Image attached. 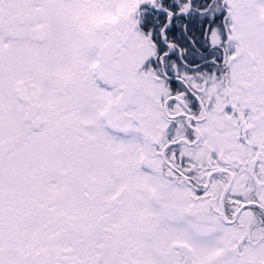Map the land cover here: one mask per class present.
<instances>
[{
    "label": "rangeland",
    "instance_id": "obj_1",
    "mask_svg": "<svg viewBox=\"0 0 264 264\" xmlns=\"http://www.w3.org/2000/svg\"><path fill=\"white\" fill-rule=\"evenodd\" d=\"M150 1L153 0H0V264H38L39 260L48 264L264 263L263 211L252 205L231 208L232 213L236 211V219L225 222L219 207L222 211L221 191L215 194L213 208L201 210L203 199L185 185L169 184L161 176L164 158L155 153L154 142L136 140L139 127L136 129L134 114L148 130L152 107L159 100L160 92L153 93L151 89V77L136 82L139 108L120 111V128L125 131L120 134V177L116 156L103 150L106 133L78 124L77 157H73V148L69 149L67 143L65 148L57 140L51 141L54 145H43L44 137H51L47 134L53 131L44 134L29 128L23 118V103L17 100L16 107L9 103L19 92L37 93L36 73L43 65L37 61L32 27L46 26L60 14L59 17L72 15V19L53 27L56 77H51L48 91L44 86L48 100L62 96L56 89L69 80L66 76L73 66L87 59L90 63L87 55L98 58L109 42V35L100 27V20L106 18L108 27L118 31L122 40L129 37L117 61L118 84L107 91L93 83L92 103L80 99L72 107L78 122L83 107L91 109L92 123L104 108L114 107L116 111L122 87L138 79L134 78L135 66L150 52L152 35L142 34L134 23L137 7ZM226 1L235 19L236 35L246 49L257 48L263 55L264 0ZM186 3L181 2L183 8ZM12 10L26 13L29 22L19 26L10 16ZM7 27L26 32V36L10 41ZM216 32L215 42L220 41ZM29 60L38 64V71L28 82L31 85L24 83ZM77 81L69 96L80 90ZM11 85L16 87L13 92ZM72 102L64 104L69 108ZM221 136L220 143L209 138L207 144L210 150L229 156L226 146L235 149V138L226 140L225 135ZM145 158L151 162V169L145 167ZM44 166L45 178L41 173ZM241 181L243 178L236 182V194L246 192ZM257 200L264 205V193ZM177 244L191 251L177 249Z\"/></svg>",
    "mask_w": 264,
    "mask_h": 264
},
{
    "label": "flooded vegetation",
    "instance_id": "obj_2",
    "mask_svg": "<svg viewBox=\"0 0 264 264\" xmlns=\"http://www.w3.org/2000/svg\"><path fill=\"white\" fill-rule=\"evenodd\" d=\"M177 3L180 4L179 1ZM188 3L187 0L186 7L183 8L180 4L181 8L174 11L165 9L161 0H156L139 5L135 10L136 28L144 34L143 27L147 25L152 38L149 40L150 52L147 56L142 55L143 60L135 66L134 78L138 79H133L122 87L123 91L129 85L136 88L133 106L128 105L124 110H120L119 96L116 102L117 112L114 107H106L96 113L98 118H95L94 123L91 119V109L87 107L79 110L81 122L76 121L74 116L73 107L77 106V101L80 102L81 99L82 102L92 103L94 100L93 83L96 88L107 91L118 84L117 61L129 37L122 40L118 31L108 27L109 22L106 18L100 20V27L109 35V42L101 50L98 60L87 55L90 63L87 59L84 64L81 62L73 66L71 73L65 75L69 80L56 89L62 96L57 100H48L44 86L48 91L52 86L51 77H56L53 27L60 23H68L72 19V15L59 17L60 14L55 15L46 26L44 23L32 27L36 41L34 46L39 53L37 61L43 65L39 69L40 73H36L39 75L37 93L34 90L19 92L17 98L9 100V103L15 107L17 100L23 103V118L29 128L44 134L45 131H53L47 134L51 137H44L43 145L49 146L50 143L54 145L57 140L56 143L65 148L67 143L69 149L73 148V157H77L75 146L78 124L87 130L98 129L102 135L106 133L107 141L103 150L114 153L112 157L116 156L118 160L116 171L120 177V134H125L120 128V111L139 108L136 101L138 97L136 82L151 77L154 81L151 89L153 93L160 92L159 100L158 104L152 107V116L147 123L148 130L139 116L134 114L136 129L139 127L136 140L154 142L155 153L159 152L164 158L159 169L161 176L169 184L179 187L185 185L198 199H203L201 210L213 208L215 194L220 191L221 195L225 193L221 202L225 211L226 207L229 208L227 218L232 219L231 208H235L237 198H242L246 202H256L259 201L257 196L264 193V54L261 55L257 48L252 50L245 48L235 33V19L221 35L217 13H212V27L206 28L204 11L199 8L193 9L191 0V8L188 10ZM142 7L147 9L142 10ZM10 16L14 17L19 26L29 22V17L24 12L16 13L12 10ZM163 17H166L165 23L156 37L155 32L158 31V25L161 24ZM168 22L169 25L166 26ZM8 29L7 27L6 34L10 41L22 35L26 36V32ZM37 29L42 31L37 34ZM208 29L212 32L210 42L206 44L205 32ZM214 31H218L216 35L220 37V41L215 42ZM112 37L118 39L120 48L114 60L116 82L108 84L99 79L97 68L101 53L110 44ZM64 51L65 49L62 50ZM38 64L34 60H29L24 77L26 78L24 83L27 85H31L28 82L32 81L34 71H38L36 67ZM12 70L13 68L10 72ZM77 79L79 81L76 83L80 90L69 96L70 90L75 89ZM72 81L74 84H71ZM15 88L12 86V92ZM71 101H73L71 106L67 108L64 103ZM2 102L3 100L0 101ZM128 130L131 132L132 127ZM221 134L225 135L226 140L231 136L235 138V149L226 146L230 151L229 156L220 151L210 150V145L207 144L209 138L220 143ZM58 135L62 138H58ZM156 136L159 138L156 139ZM199 158L205 160L201 162L194 160ZM144 165L151 169L152 164L148 158H145ZM41 173L45 178L46 166ZM241 178H243L241 187L246 192L236 194L234 193L238 187L236 182ZM243 193L246 195H241ZM219 207L221 212V206ZM181 248L191 251L188 246Z\"/></svg>",
    "mask_w": 264,
    "mask_h": 264
},
{
    "label": "trees",
    "instance_id": "obj_3",
    "mask_svg": "<svg viewBox=\"0 0 264 264\" xmlns=\"http://www.w3.org/2000/svg\"><path fill=\"white\" fill-rule=\"evenodd\" d=\"M177 1L180 2H187V0H161L163 6L165 9H171V10H178L180 9V4L177 3ZM193 9L195 8H199V9H203L205 12V18H206V22H205V27H212V14H209L210 12H215L217 13V15H219V19H220V33L221 35H223L225 33V31L229 28V26L231 25V22L233 20V18L231 17V8L228 5L226 0H191ZM209 14V15H208ZM165 16V15H164ZM162 22L161 24L158 25V32H160V28L164 25L166 17L162 18ZM219 28V26L217 27V29ZM143 30L146 34H150L151 35V31L148 29L147 25H144ZM210 29L207 30V32H205L206 35V39H205V43L208 44L210 42L211 39V34H210ZM240 206V203H237L235 206V210H237ZM232 211V210H231ZM229 208L226 207V213L229 214ZM233 212V211H232ZM231 212V215L233 216V213Z\"/></svg>",
    "mask_w": 264,
    "mask_h": 264
},
{
    "label": "water",
    "instance_id": "obj_4",
    "mask_svg": "<svg viewBox=\"0 0 264 264\" xmlns=\"http://www.w3.org/2000/svg\"><path fill=\"white\" fill-rule=\"evenodd\" d=\"M189 7H190V4H189ZM169 22L167 23L166 26L169 25ZM41 31L42 30L37 29L36 33L39 34ZM119 48L120 46H119L118 39L115 37H112L110 44L102 51L101 56H100V64L98 65V68H97L98 77L102 82H105L108 84H113L116 82L114 60L119 51ZM135 89L136 88L133 85H129L124 89L123 93L121 94L118 100V105L120 107V110H124L128 105L133 106ZM224 194L225 193H223V195ZM221 212H222V215H223L222 217L224 221L228 222L223 208ZM236 215H235L234 220L236 219ZM176 247L181 248V247H186V245L177 244ZM38 264H48V262H45L44 260H41V261L39 260Z\"/></svg>",
    "mask_w": 264,
    "mask_h": 264
}]
</instances>
